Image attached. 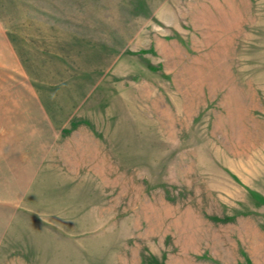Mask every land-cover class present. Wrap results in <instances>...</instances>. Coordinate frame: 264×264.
I'll return each instance as SVG.
<instances>
[{
    "label": "rangeland",
    "instance_id": "rangeland-1",
    "mask_svg": "<svg viewBox=\"0 0 264 264\" xmlns=\"http://www.w3.org/2000/svg\"><path fill=\"white\" fill-rule=\"evenodd\" d=\"M0 264H264V0H0Z\"/></svg>",
    "mask_w": 264,
    "mask_h": 264
}]
</instances>
